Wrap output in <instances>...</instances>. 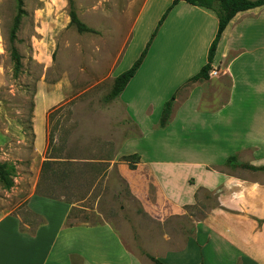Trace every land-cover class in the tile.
<instances>
[{"label": "crops", "instance_id": "0c3cea01", "mask_svg": "<svg viewBox=\"0 0 264 264\" xmlns=\"http://www.w3.org/2000/svg\"><path fill=\"white\" fill-rule=\"evenodd\" d=\"M150 2L161 15L172 0L144 1L112 67L113 79L131 44L138 40L141 52L159 22L161 16L141 32ZM217 29L213 10L179 2L119 96L139 134L122 143L112 163L144 212L165 223L203 197L214 199L182 246L152 244L157 254L150 255L165 264H264V6L229 23L211 64L218 75L185 86L207 64ZM170 99L172 114L161 128ZM37 140L41 150L42 138ZM135 140L146 145L123 152ZM162 151L183 160H160ZM133 154L140 163L130 169L120 159ZM232 156L237 164L226 165ZM72 208L33 191L27 199L28 214L38 221L33 228L19 216L0 215V264H154L131 251L109 224L70 226Z\"/></svg>", "mask_w": 264, "mask_h": 264}, {"label": "rangeland", "instance_id": "374dc122", "mask_svg": "<svg viewBox=\"0 0 264 264\" xmlns=\"http://www.w3.org/2000/svg\"><path fill=\"white\" fill-rule=\"evenodd\" d=\"M73 1L79 19L96 33L69 25L68 0H24L22 11L18 0H0V163L14 168V186L0 183V215L19 216L33 228L38 221L29 216L27 199L35 191L73 204L70 223L109 224L144 259L157 254L154 243L179 248L214 199L203 197L184 216L158 222L112 163L122 143L139 134L120 98L106 103L105 97L114 81L112 67L145 0ZM152 3L141 14V32L167 10L158 15ZM138 43L128 48L115 76L139 59L147 43L141 52L135 50ZM12 48L22 57L19 74ZM135 142L123 152L146 145ZM160 154V160H183Z\"/></svg>", "mask_w": 264, "mask_h": 264}, {"label": "trees", "instance_id": "16d2710c", "mask_svg": "<svg viewBox=\"0 0 264 264\" xmlns=\"http://www.w3.org/2000/svg\"><path fill=\"white\" fill-rule=\"evenodd\" d=\"M23 1L24 0H18L20 11H22L21 7L23 4ZM182 1L190 5H193V6H198V7L213 10L216 13L217 18H218V29H217L216 36L209 48L207 64L202 67L199 73H197L195 76L190 78L186 82L185 86H188L191 83H195L199 81H206L209 79V73L212 70L211 64L214 60L218 44L222 38L224 31L226 30L227 26L232 21V19L240 12H244L247 10H251L254 8L264 6V0H172L171 5L167 8L165 13L162 15L161 19L159 20L156 26V29L154 30L149 42L147 43L145 49L141 53L139 59L134 63V65L129 70H127L126 72L114 78L112 89L110 93L105 97L106 103L116 100L121 95V93L126 89L129 82L136 75L141 65L143 64L148 54V51L150 49V46L153 40L155 39V37L157 36L158 31L161 28L162 24L164 23L169 13L172 11V9L179 2H182ZM68 3H69V8H70L69 25L75 26V28L77 29L79 33H96L95 30L88 27L85 23H83L79 19L76 13V10H75L74 1L68 0ZM18 26H19V17L16 18L13 29L11 31L10 40L12 43L15 41ZM11 58L14 62V72L15 74H19V72L22 69V57L16 48H12ZM172 107H173V103L171 100L165 103V106H164V109L162 111V115L160 118L161 128H165L168 125L171 114H172ZM120 160L127 163L130 169H135L136 166L140 163V157L138 154L124 156ZM236 164L237 163H236L235 156L230 157L226 162V165L228 166H233ZM242 166L244 168H253L246 164ZM261 170H264V168H261ZM13 174H14L13 166L9 165L6 162L0 163V183L2 184L4 188L11 189L14 186ZM51 198H54V197H51ZM68 224L70 226L73 225V223H70V222H68ZM146 256L154 264H165L150 254H146Z\"/></svg>", "mask_w": 264, "mask_h": 264}, {"label": "built area", "instance_id": "2783aa9c", "mask_svg": "<svg viewBox=\"0 0 264 264\" xmlns=\"http://www.w3.org/2000/svg\"><path fill=\"white\" fill-rule=\"evenodd\" d=\"M218 75V71L217 70H211L210 73H209V76L211 77H215Z\"/></svg>", "mask_w": 264, "mask_h": 264}]
</instances>
